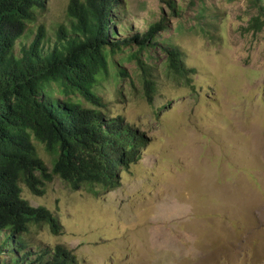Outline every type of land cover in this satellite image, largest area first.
Returning <instances> with one entry per match:
<instances>
[{"label":"rangeland","instance_id":"rangeland-1","mask_svg":"<svg viewBox=\"0 0 264 264\" xmlns=\"http://www.w3.org/2000/svg\"><path fill=\"white\" fill-rule=\"evenodd\" d=\"M69 1L46 0L35 11L16 56L40 27L49 46L55 43L59 27L69 24ZM117 1L113 41L142 36L162 18L167 25L158 46L142 54L156 83L151 98L131 58L136 43L110 57L111 76L96 89L108 114L149 142L110 192L75 191L58 177L43 196L22 185V197L61 225L58 235L47 225L32 229L31 251L64 246L76 264H264V26L251 24L256 4ZM257 2L264 9V0ZM170 44L195 73L182 79L166 68ZM119 68L126 76L116 78ZM35 145L51 167L53 157Z\"/></svg>","mask_w":264,"mask_h":264},{"label":"trees","instance_id":"trees-1","mask_svg":"<svg viewBox=\"0 0 264 264\" xmlns=\"http://www.w3.org/2000/svg\"><path fill=\"white\" fill-rule=\"evenodd\" d=\"M45 1L0 0V264H76L77 257L64 246L38 255L31 251L32 229L47 225L58 235L61 225L47 208L30 205L21 186L43 196L58 177L75 191L110 192L119 187L121 173L141 160L149 142L123 117L110 116L96 89L102 78L111 76L110 57L136 43L131 58L142 72L144 93L151 98L156 83L142 54L158 46L157 35L167 29L165 18L142 36L113 41L117 0H70L69 24L59 27L55 43L49 46L40 27L16 56L18 40ZM253 2L259 14L251 24L263 27L264 9ZM169 4L174 14L176 9ZM166 53V68L179 78L196 72L185 67L171 44ZM115 76L126 73L119 68ZM35 142L53 157L51 167L39 156Z\"/></svg>","mask_w":264,"mask_h":264}]
</instances>
